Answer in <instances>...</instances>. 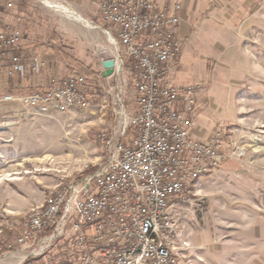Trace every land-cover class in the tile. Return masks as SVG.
Masks as SVG:
<instances>
[{
  "label": "built area",
  "instance_id": "1",
  "mask_svg": "<svg viewBox=\"0 0 264 264\" xmlns=\"http://www.w3.org/2000/svg\"><path fill=\"white\" fill-rule=\"evenodd\" d=\"M102 29L115 45L114 75L137 94V112L120 128L100 136L104 161L79 178L61 182L33 207L17 239L27 258L48 264H180L191 246L174 216L177 202L204 178L229 162L243 161L246 149L220 127L208 140L195 138L199 125L197 85L177 86L172 67L181 43L176 39L181 5L167 0H93ZM8 11L14 4L6 2ZM24 19L0 26V68L8 79L25 77ZM44 67L35 61L39 73ZM122 89L119 88V97ZM18 102L29 114L65 115L91 102L88 78L54 79L42 92L0 98ZM123 116L126 107L122 103ZM132 130L129 136L128 131ZM180 197V200H176Z\"/></svg>",
  "mask_w": 264,
  "mask_h": 264
},
{
  "label": "rangeland",
  "instance_id": "2",
  "mask_svg": "<svg viewBox=\"0 0 264 264\" xmlns=\"http://www.w3.org/2000/svg\"><path fill=\"white\" fill-rule=\"evenodd\" d=\"M49 1L72 14L44 0H0V19H25L24 39L16 50L39 39L49 54L53 46L55 54H65L70 68L88 78L91 105L65 115L40 116L18 102L0 101V264H25L29 258L17 239L29 211L61 182L101 164L106 155L100 136L114 133L123 117L137 112V94L128 79L103 77V64L114 59L115 45L102 30L110 26L102 22L97 6ZM6 2L14 4L13 10L6 9ZM238 37L243 60L222 66L223 77L214 78L208 92L222 112L224 123L216 129L224 127L242 139L246 156L202 179L192 194L176 198L180 201L174 216L191 246L180 264L264 262V2ZM10 84L0 68V98L12 94ZM233 102L236 107L231 108ZM54 253L40 263L54 261Z\"/></svg>",
  "mask_w": 264,
  "mask_h": 264
},
{
  "label": "crops",
  "instance_id": "3",
  "mask_svg": "<svg viewBox=\"0 0 264 264\" xmlns=\"http://www.w3.org/2000/svg\"><path fill=\"white\" fill-rule=\"evenodd\" d=\"M66 1L67 4L70 2L76 6L93 2V0ZM263 2L264 0H167L169 4L181 5V22L176 36L181 43V51L172 67V81L177 86L197 85L201 88L199 125L193 131L195 138L210 139L216 127L224 123L221 118L222 112L217 109L208 91L214 78L223 77L224 73L220 71L222 66L230 61L234 63L237 59L243 60V49L239 48L237 43L238 36L247 22L259 11ZM3 23L0 19V26ZM8 23H14V19ZM30 28L35 31L32 26ZM37 33L41 34L40 29ZM54 50L56 47L53 46V52L49 54L46 51V44L39 39L37 42H24L17 53L24 58L26 76L23 78L17 76L10 80L8 89L19 92H23L24 89L27 92H42L51 86L54 79L81 74L70 68L65 60V54L60 51L59 54H55ZM36 60L44 64L39 73L34 69ZM232 106L236 107V102L230 107ZM213 115H217L216 118ZM260 225L264 233V225Z\"/></svg>",
  "mask_w": 264,
  "mask_h": 264
},
{
  "label": "water",
  "instance_id": "4",
  "mask_svg": "<svg viewBox=\"0 0 264 264\" xmlns=\"http://www.w3.org/2000/svg\"><path fill=\"white\" fill-rule=\"evenodd\" d=\"M103 66L105 69V72L103 73L104 78H108L114 75L115 67H116L115 59H111V60L104 62Z\"/></svg>",
  "mask_w": 264,
  "mask_h": 264
},
{
  "label": "bare ground",
  "instance_id": "5",
  "mask_svg": "<svg viewBox=\"0 0 264 264\" xmlns=\"http://www.w3.org/2000/svg\"><path fill=\"white\" fill-rule=\"evenodd\" d=\"M45 2H46V4L50 7H56L57 9H59V10H61V11H63V12H65V13H68V14H72V12L68 9V8H66V7H64V6H59L58 4L57 5H55V4H53L52 2H50L49 0H44ZM70 16V15H69ZM77 18V17H76ZM78 19L80 20V21H84L81 17H78ZM89 26V25H88ZM111 39V38H110ZM112 40V39H111ZM113 41V40H112Z\"/></svg>",
  "mask_w": 264,
  "mask_h": 264
},
{
  "label": "trees",
  "instance_id": "6",
  "mask_svg": "<svg viewBox=\"0 0 264 264\" xmlns=\"http://www.w3.org/2000/svg\"><path fill=\"white\" fill-rule=\"evenodd\" d=\"M13 79H14V78L9 79V80H13ZM9 93L17 94V93H19V91H18V90H10ZM91 170H93V169H90V170H88V171H91ZM88 171H87V172H88ZM1 244H2V243H1ZM3 248H4V246H3ZM4 249H5V248H4ZM25 264H41V263H40V260H39V259L29 258V259L25 262Z\"/></svg>",
  "mask_w": 264,
  "mask_h": 264
}]
</instances>
